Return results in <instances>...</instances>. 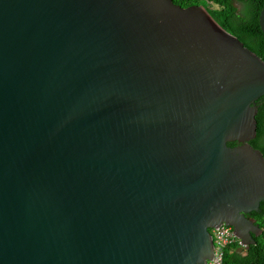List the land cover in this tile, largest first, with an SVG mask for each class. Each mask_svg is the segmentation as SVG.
Returning a JSON list of instances; mask_svg holds the SVG:
<instances>
[{"label":"water","instance_id":"95a60500","mask_svg":"<svg viewBox=\"0 0 264 264\" xmlns=\"http://www.w3.org/2000/svg\"><path fill=\"white\" fill-rule=\"evenodd\" d=\"M263 97L203 7L0 0V264H209L223 224L256 245Z\"/></svg>","mask_w":264,"mask_h":264},{"label":"trees","instance_id":"16d2710c","mask_svg":"<svg viewBox=\"0 0 264 264\" xmlns=\"http://www.w3.org/2000/svg\"><path fill=\"white\" fill-rule=\"evenodd\" d=\"M173 1L182 9L203 7L226 32L234 35L252 53L264 60V34L260 27L264 0ZM257 104L258 135L251 145L264 155V97ZM260 210L264 211V202ZM248 217L261 227L263 234L260 237L254 236L256 245L249 247L246 252L238 249V246L228 247L223 264H264V213L253 212Z\"/></svg>","mask_w":264,"mask_h":264},{"label":"built area","instance_id":"2783aa9c","mask_svg":"<svg viewBox=\"0 0 264 264\" xmlns=\"http://www.w3.org/2000/svg\"><path fill=\"white\" fill-rule=\"evenodd\" d=\"M215 242V259L209 264H223L226 250L230 246H238L243 252H246L249 247L246 246L241 239L234 235L233 227L223 224L218 230L213 231Z\"/></svg>","mask_w":264,"mask_h":264},{"label":"rangeland","instance_id":"374dc122","mask_svg":"<svg viewBox=\"0 0 264 264\" xmlns=\"http://www.w3.org/2000/svg\"><path fill=\"white\" fill-rule=\"evenodd\" d=\"M237 7H239V5H237Z\"/></svg>","mask_w":264,"mask_h":264},{"label":"clouds","instance_id":"9594fccd","mask_svg":"<svg viewBox=\"0 0 264 264\" xmlns=\"http://www.w3.org/2000/svg\"><path fill=\"white\" fill-rule=\"evenodd\" d=\"M212 234H213V231H212Z\"/></svg>","mask_w":264,"mask_h":264}]
</instances>
